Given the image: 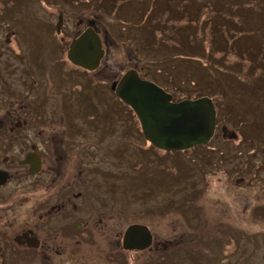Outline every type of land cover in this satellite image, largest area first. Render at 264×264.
Returning a JSON list of instances; mask_svg holds the SVG:
<instances>
[{
  "label": "rangeland",
  "instance_id": "1",
  "mask_svg": "<svg viewBox=\"0 0 264 264\" xmlns=\"http://www.w3.org/2000/svg\"><path fill=\"white\" fill-rule=\"evenodd\" d=\"M10 1L0 0V7L4 4L10 11V18L3 12L0 20V97L10 107L16 101L9 93L24 86L22 63L38 66L44 80L55 78L59 86L71 85L82 74L61 60L64 46L59 38L70 35L84 17L97 20V27L111 37L105 79H117L135 64L143 78L174 93L176 99L209 95L215 100L222 92L224 102L234 95L244 99L228 109L217 105L219 129L210 144L165 151L145 140L136 116L108 82L102 93L93 96L87 90L67 95L65 109L72 115L78 109L77 124L83 122L84 137L97 143L93 154L104 155L105 170L114 169L96 187V196L109 203L105 210L109 221L119 216L114 222L121 231L132 222H142L159 240V235L184 239L147 260L146 251H126L116 241L107 244L108 236L97 230V242L84 248L90 255L76 263L92 264L96 259L92 256L115 250L93 264L115 259L119 264H264V13H259L264 8L258 9V1ZM61 12L65 26L58 35L55 23ZM209 45L221 48L223 55L235 51L238 57L208 55ZM248 61L257 65L251 67ZM44 80L39 83L45 86ZM232 131L238 139H229ZM102 216L95 211L89 220L99 224ZM108 228L112 233V225ZM14 260L38 262L32 254Z\"/></svg>",
  "mask_w": 264,
  "mask_h": 264
},
{
  "label": "flooded vegetation",
  "instance_id": "2",
  "mask_svg": "<svg viewBox=\"0 0 264 264\" xmlns=\"http://www.w3.org/2000/svg\"><path fill=\"white\" fill-rule=\"evenodd\" d=\"M90 25L102 32L96 21L84 17L75 23L76 28L69 34L77 36ZM69 43L65 40L62 44ZM61 60L69 63L67 59ZM109 67L106 59H102L93 71L78 67L83 70L82 74L76 76L71 85L59 86L55 78L44 80L43 75L38 74V66L22 63L19 70L25 78L24 86L9 93L16 101L12 102L15 106L10 107L4 102L6 98L0 97V264H16L14 258L24 254L35 256L37 264H46L47 259L50 260L48 264H77V259L90 255L84 248L94 246L89 243L95 241L97 230L108 236L107 244L116 241L121 249L136 251L122 247L125 229L119 230L114 222L120 217L113 215L110 222L105 212L108 201L99 194L100 198L96 196L97 185H103L114 169L105 170L101 164L104 155L93 154L97 143L84 137L83 122V126L77 124L80 119L78 109L75 108L72 115L64 107L67 95L82 94L85 90L92 96L102 93V85L111 81L104 77ZM119 78L120 75L116 81ZM39 80H44L45 86ZM26 205L30 208H25ZM112 207L111 211L116 214ZM95 211L103 215L99 224L89 220ZM101 222L105 224L100 226ZM110 225L112 233L108 228ZM151 231L152 241L148 248L136 251L150 254L147 260L162 249L181 245L184 241L177 240L175 235H159L162 236L159 240ZM103 252L104 256H101ZM103 252L92 256L96 258L93 263L107 258L115 250ZM72 260L75 263H71ZM125 260L129 262L127 258ZM116 262V259L107 260L105 264Z\"/></svg>",
  "mask_w": 264,
  "mask_h": 264
},
{
  "label": "water",
  "instance_id": "3",
  "mask_svg": "<svg viewBox=\"0 0 264 264\" xmlns=\"http://www.w3.org/2000/svg\"><path fill=\"white\" fill-rule=\"evenodd\" d=\"M63 16H59L60 33ZM104 55L99 33L88 27L69 46L68 58L84 68L95 69ZM112 88L136 112L145 138L159 148L183 150L207 143L216 129L217 111L211 97L173 100V95L153 81L142 78L134 68L126 71ZM146 225L131 224L124 235L123 246L145 248L151 241Z\"/></svg>",
  "mask_w": 264,
  "mask_h": 264
},
{
  "label": "trees",
  "instance_id": "4",
  "mask_svg": "<svg viewBox=\"0 0 264 264\" xmlns=\"http://www.w3.org/2000/svg\"><path fill=\"white\" fill-rule=\"evenodd\" d=\"M7 2L9 1V0H6ZM15 1L17 2V0H11L10 1V3L12 2V3H15ZM19 1H22V0H19ZM26 1H30V0H26ZM39 1H42V0H39ZM65 1H71V3H73L74 2V0H65ZM258 1V3H256L257 5H258V9H261V6L264 8V4H261L260 3V1L259 0H257ZM238 2H240V1H236L235 3L237 4ZM241 3V5H242V2H240ZM232 4H234V2L232 3ZM258 9H257V11H258ZM3 12H4V18H10V11H9V9H7V7H4V4H3V6L2 7H0V20H2L3 18H2V16H3ZM259 12V11H258ZM259 13H261V14H263L264 13V10H263V12H259ZM5 20V19H4ZM238 23H239V21H237ZM8 24V23H7ZM9 25V24H8ZM205 43H207L206 41L203 43V45H205ZM233 44L234 43H230L229 45H230V48H232V46H233ZM209 50H208V55H210L211 53L212 54H214V53H216V54H219V59H221V58H223V57H228L229 55H231V54H235L236 56H237V54H236V52L235 51H231V52H229V53H227L226 55H223V52H222V49L221 48H219V47H213L212 45L210 46L209 45ZM19 51H21L20 49H19ZM108 52H107V56L110 54V47H108V50H107ZM238 57V56H237ZM63 58H65V57H63ZM66 59V58H65ZM64 59V60H65ZM242 61H244V60H242ZM249 62V61H248ZM250 64H251V67L252 66H256L257 64H254L253 63V61H251V62H249ZM241 63L240 62H236V65H240ZM220 97H219V99H215L214 101L216 102V104L219 106V105H221V107L222 108H224V109H228V108H230L231 107V105H233V107H236L237 105H239V104H241L242 102H243V97H241V99H240V96H237V95H234L233 96V98H230V101L228 100V98L226 99V102H224L223 101V99L225 100V93H221L220 95H219ZM187 97H190V96H187ZM187 97H185V98H187ZM196 97V96H195ZM179 99H183V98H179ZM232 101V102H231ZM223 126H225V125H223ZM243 140L244 141H246L245 140V137H243ZM255 213H257L256 212V210H255ZM257 216H260V217H262L263 215H259V214H257ZM264 217V216H263Z\"/></svg>",
  "mask_w": 264,
  "mask_h": 264
}]
</instances>
